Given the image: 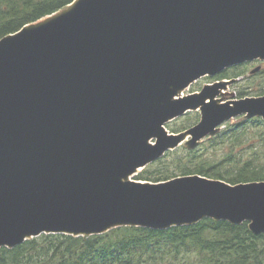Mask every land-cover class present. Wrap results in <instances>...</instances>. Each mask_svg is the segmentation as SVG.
Wrapping results in <instances>:
<instances>
[{
	"label": "water",
	"instance_id": "95a60500",
	"mask_svg": "<svg viewBox=\"0 0 264 264\" xmlns=\"http://www.w3.org/2000/svg\"><path fill=\"white\" fill-rule=\"evenodd\" d=\"M257 59L264 0H74L1 38L0 247L205 218L264 233V181L133 178L235 117L264 119V94L218 97L237 78L180 95ZM194 110L198 123L169 132L167 122Z\"/></svg>",
	"mask_w": 264,
	"mask_h": 264
},
{
	"label": "trees",
	"instance_id": "16d2710c",
	"mask_svg": "<svg viewBox=\"0 0 264 264\" xmlns=\"http://www.w3.org/2000/svg\"><path fill=\"white\" fill-rule=\"evenodd\" d=\"M72 1L0 0V39ZM242 67L220 76L240 77L246 71ZM209 141L229 149L218 159L201 160L199 147L180 146L153 162H164L162 169H145L136 179L159 182L202 174L232 184L264 181V121L260 117L229 122ZM179 152L183 154L177 160L165 163ZM0 264H264V233L255 234L249 222L205 218L168 229L121 226L98 235L42 234L14 248L0 247Z\"/></svg>",
	"mask_w": 264,
	"mask_h": 264
},
{
	"label": "rangeland",
	"instance_id": "374dc122",
	"mask_svg": "<svg viewBox=\"0 0 264 264\" xmlns=\"http://www.w3.org/2000/svg\"><path fill=\"white\" fill-rule=\"evenodd\" d=\"M246 71L245 73L238 78L236 82H234L231 85H228L227 88L222 89V92L218 96L221 101L226 102L229 100H234V99H239L245 96H259L264 93V86L263 89L261 88V84L264 83V60H255V61H250L246 62L243 64ZM260 66L262 69L260 72L252 74L251 71L255 69L256 67ZM242 67V69L244 68ZM235 66L229 68L231 71L229 72L234 73ZM228 69V70H229ZM227 71V70H226ZM224 71V72H226ZM237 71V69H236ZM218 73L216 75H205L202 76L200 79L196 80L193 82L188 88L183 90L180 95H188L190 93L196 92V91H201L203 87L207 84H215L218 81H221L223 78H221V74L224 73ZM231 75L225 79H231ZM234 77V76H233ZM247 91V92H245ZM244 92V93H242ZM242 93V94H241ZM201 119V112L200 111H189L188 113L182 115L179 118L173 119L169 121L166 126L169 131L171 132H178L181 130H184L185 128H188L194 124H196L199 120ZM247 119L245 115L238 116L236 118H233L232 120L226 122L220 129L223 130L226 126L227 123H237L240 120H245ZM263 121L264 119L261 118ZM210 137L204 138L200 145L199 148L201 149V160L204 158L209 159V160H214L218 159L221 157V155L229 149V146H221V145H215L213 146L210 141ZM182 146L188 147L186 144H183ZM183 154L182 152L171 154L168 159L165 160V163H173L175 159L177 160L179 156ZM164 165L163 163H153L148 165L146 168L140 170L138 172V175L142 173L145 169L146 170H157L159 171L162 169ZM172 166V165H171ZM175 168V166H172ZM172 168V169H173ZM137 176V175H136ZM135 176V177H136ZM181 176V175H178ZM176 176V177H178ZM174 178V177H173ZM136 179V178H135Z\"/></svg>",
	"mask_w": 264,
	"mask_h": 264
}]
</instances>
